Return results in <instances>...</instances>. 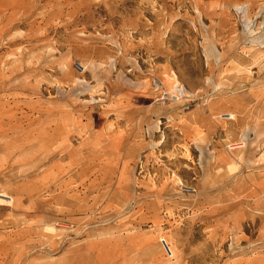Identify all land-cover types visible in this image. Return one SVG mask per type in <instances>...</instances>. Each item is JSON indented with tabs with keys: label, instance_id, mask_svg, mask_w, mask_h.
Segmentation results:
<instances>
[{
	"label": "rangeland",
	"instance_id": "obj_1",
	"mask_svg": "<svg viewBox=\"0 0 264 264\" xmlns=\"http://www.w3.org/2000/svg\"><path fill=\"white\" fill-rule=\"evenodd\" d=\"M0 264H264V0H0Z\"/></svg>",
	"mask_w": 264,
	"mask_h": 264
},
{
	"label": "built area",
	"instance_id": "obj_2",
	"mask_svg": "<svg viewBox=\"0 0 264 264\" xmlns=\"http://www.w3.org/2000/svg\"><path fill=\"white\" fill-rule=\"evenodd\" d=\"M154 87L159 92L160 101L163 103L167 101H180L184 98L185 90L183 87L177 86L175 92L170 93L164 88L163 83L158 79L154 81Z\"/></svg>",
	"mask_w": 264,
	"mask_h": 264
},
{
	"label": "bare ground",
	"instance_id": "obj_3",
	"mask_svg": "<svg viewBox=\"0 0 264 264\" xmlns=\"http://www.w3.org/2000/svg\"><path fill=\"white\" fill-rule=\"evenodd\" d=\"M247 14V13H246ZM247 16V15H246Z\"/></svg>",
	"mask_w": 264,
	"mask_h": 264
}]
</instances>
